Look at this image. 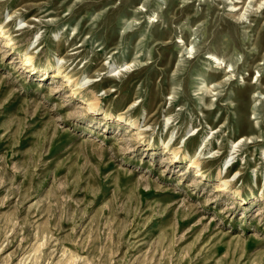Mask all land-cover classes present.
Wrapping results in <instances>:
<instances>
[{
    "label": "rangeland",
    "instance_id": "rangeland-1",
    "mask_svg": "<svg viewBox=\"0 0 264 264\" xmlns=\"http://www.w3.org/2000/svg\"><path fill=\"white\" fill-rule=\"evenodd\" d=\"M0 264H264V0H0Z\"/></svg>",
    "mask_w": 264,
    "mask_h": 264
},
{
    "label": "bare ground",
    "instance_id": "bare-ground-1",
    "mask_svg": "<svg viewBox=\"0 0 264 264\" xmlns=\"http://www.w3.org/2000/svg\"><path fill=\"white\" fill-rule=\"evenodd\" d=\"M6 32L7 31H5V29H2L1 30V33H3V35L4 34H6ZM9 44V43H8ZM188 53H191L190 51H189V49H188V51H187ZM189 57H191V56H189ZM209 58L211 59V60H213L214 61V63H217V64H220V60H219V58L218 57H216L215 55H213V54H210V56H209ZM28 62V61H27ZM28 67V72L29 71H32L33 73L34 72H37V70H36V67L35 66H32V64L31 63H27L26 64ZM31 67V68H30ZM216 68H221V66H218V67H216ZM233 70V68L232 67H230L229 69H228V72L229 71H232ZM59 73V72H58ZM68 81H71V78L69 77L68 78ZM72 83H73V81H72ZM214 86H217V84H214ZM206 92V89H204V91L202 92L203 94ZM95 100V99H94ZM93 101V100H92ZM86 105V104H85ZM97 107H98V102H90V103H87V108L90 110V111H95L96 109H97ZM137 125V124H136ZM136 130H137V132H136V134H142L143 132H142V130H139V126L137 127L136 126ZM173 153H175V156H177V152H175V151H173ZM234 155V154H233ZM199 158H195L194 160H190L189 162V164H190V166L191 167H194V168H196V174L197 175H204L205 173H204V171H203V169L199 166V164L197 163V160H198ZM205 177V176H204ZM228 183L230 184V182H228V181H226V180H223V182H221L220 184H218V186H217V188H216V190H225V188H224V186L225 185H228Z\"/></svg>",
    "mask_w": 264,
    "mask_h": 264
}]
</instances>
